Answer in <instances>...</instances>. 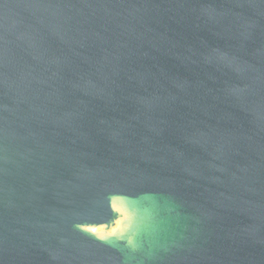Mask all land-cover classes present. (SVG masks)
<instances>
[{
	"label": "water",
	"instance_id": "1",
	"mask_svg": "<svg viewBox=\"0 0 264 264\" xmlns=\"http://www.w3.org/2000/svg\"><path fill=\"white\" fill-rule=\"evenodd\" d=\"M0 264H264V0H0Z\"/></svg>",
	"mask_w": 264,
	"mask_h": 264
}]
</instances>
